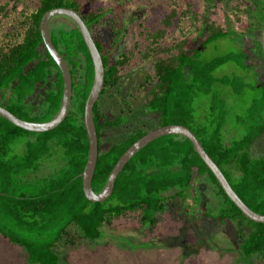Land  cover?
<instances>
[{
    "label": "trees",
    "instance_id": "trees-1",
    "mask_svg": "<svg viewBox=\"0 0 264 264\" xmlns=\"http://www.w3.org/2000/svg\"><path fill=\"white\" fill-rule=\"evenodd\" d=\"M251 2L248 6L245 0H207L212 10L229 8L236 22L241 23L238 13H246L247 30L253 33L248 53L246 33L236 31L230 21L209 18V11L195 6L196 0H186L184 7L174 0L155 29L139 24L141 30L130 39L124 19L109 18L112 14L97 0H0V106L28 122H48L58 114L63 77L43 45L40 23L50 10H75L87 24L105 67L104 88L94 106L99 155L93 190L104 189L120 157L140 138L164 126L183 125L246 205L264 215V85L247 115L237 117L243 132L232 138L226 130L227 102L215 87L227 86L240 96L256 86L244 76H214L228 63L246 70L254 68L257 59L263 66L264 2ZM188 20L194 23L195 38L185 26ZM104 30L109 31L108 45ZM51 36L71 68V107L64 122L43 133L26 131L0 116V235L22 249L29 264H66L65 249L97 244L105 227L129 222L154 228L170 208L178 207L191 218L192 209L201 206L200 220L218 228L235 223L241 242L238 264H264V223L251 221L236 207L183 136L166 135L138 151L105 202L86 199L81 178L89 154L84 111L94 81L93 62L73 22L51 23ZM225 38L234 39L239 49L209 61L202 58V50ZM141 67L147 74L136 90L146 92L141 106L145 113L133 126L128 120L137 110L131 108L130 96L113 106L105 101L120 96L128 71Z\"/></svg>",
    "mask_w": 264,
    "mask_h": 264
},
{
    "label": "rangeland",
    "instance_id": "rangeland-1",
    "mask_svg": "<svg viewBox=\"0 0 264 264\" xmlns=\"http://www.w3.org/2000/svg\"><path fill=\"white\" fill-rule=\"evenodd\" d=\"M173 1L97 0V5L106 9L108 15L112 14L109 18L117 16L124 19L126 35L130 39L132 34L141 30L139 24H145L147 28L155 29L170 9ZM185 1L178 0L179 7H184ZM251 1L245 0L246 5H251ZM261 1L264 2V0ZM195 6H198L203 13L209 11V18L217 19L221 23L230 21V26L234 27L236 31L245 32L244 48L246 52L251 53L253 33L249 32V29L247 30L250 21L246 13L237 14L241 20L240 23L235 21L236 18L232 17L227 7L220 6L218 9L212 10L209 8L210 4L207 3V0H196ZM55 21H63L72 25V22L66 17H56L52 24ZM193 25L191 20L185 23V26L192 31V37L195 38L197 32L193 29ZM104 36L107 45L110 44L108 30H104ZM171 43L172 40L169 39L167 44ZM238 49L239 46L234 39L225 38L209 45L201 51V54L204 60L209 61L217 57L228 56ZM155 58L157 59L159 56ZM256 62L257 59H255L254 68L246 70L234 63H228L219 67L214 73L217 78L244 76L248 83L256 86L255 91L246 90L240 96H236L227 86L215 87L227 102L229 116L226 130L231 132L232 138H237L243 132L242 128L237 125V117H245L252 101L261 96V87L264 85V61L262 67ZM145 66H148L147 63L142 67ZM142 67L128 71L124 79L125 87L120 96H112L108 101H105L108 106H113L119 104L124 97L130 96L131 108L137 110L128 120V123L132 122L133 126L138 124V122L134 124L135 119L145 113L141 106L146 92L138 93L136 90L137 85L147 74V71ZM128 126L130 128V125ZM261 143L264 145V140ZM15 150L21 149L16 148ZM200 211H202L201 206L192 209V213L195 215L187 218L180 208H170L165 215L159 218V223L154 228L141 227L136 223L129 222L105 227L107 235L104 234L103 240L97 244L89 246L78 243L74 247L65 249L68 259L66 264H238L241 258V242L236 236L235 223L227 222L224 228H218L213 223L197 218ZM0 264L29 263L27 255L22 249L11 245L0 235Z\"/></svg>",
    "mask_w": 264,
    "mask_h": 264
},
{
    "label": "water",
    "instance_id": "water-1",
    "mask_svg": "<svg viewBox=\"0 0 264 264\" xmlns=\"http://www.w3.org/2000/svg\"><path fill=\"white\" fill-rule=\"evenodd\" d=\"M56 17H66L77 26L88 48L94 67V81L89 96L87 98L84 111V125L89 139V154L85 169L81 174V178L83 181V192L88 201L94 203H103L108 200L114 191L115 182L125 165L138 151H140L146 145L166 135H180L191 141L196 152L199 154V156L205 162L208 168L212 171L219 185L224 190L225 194L236 205V207L239 208L242 213L251 221H254L256 223H264V215L256 213L246 205V203L234 191L219 166L205 151L203 145L196 137V135L189 128L183 125L164 126L154 131H151L147 135L140 138L120 157L117 164L113 168L104 189L100 193H96L93 190L92 181L95 174L99 155V138L94 120V106L100 99L101 93L104 88L105 67L102 55L95 43L94 38L92 37V34L87 24L75 10L68 8H57L50 10L43 15V18L40 23V32L43 39V45L48 51V53L51 55V57L54 59L63 77V98L61 108L58 114L48 122H28L16 117L5 107L0 106L1 117L6 119L13 125L26 131L43 133L57 128L62 122H64L67 115L69 114L73 94V79L69 64L65 60L64 56L56 48L52 40L51 23ZM260 43L264 52V28L261 33Z\"/></svg>",
    "mask_w": 264,
    "mask_h": 264
},
{
    "label": "flooded vegetation",
    "instance_id": "flooded-vegetation-1",
    "mask_svg": "<svg viewBox=\"0 0 264 264\" xmlns=\"http://www.w3.org/2000/svg\"><path fill=\"white\" fill-rule=\"evenodd\" d=\"M253 1V3L255 2L254 0H252Z\"/></svg>",
    "mask_w": 264,
    "mask_h": 264
}]
</instances>
